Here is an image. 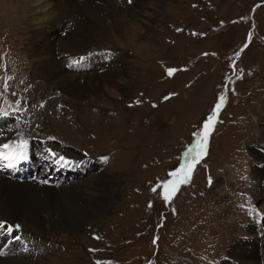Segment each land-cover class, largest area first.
<instances>
[{
  "label": "rangeland",
  "instance_id": "obj_1",
  "mask_svg": "<svg viewBox=\"0 0 264 264\" xmlns=\"http://www.w3.org/2000/svg\"><path fill=\"white\" fill-rule=\"evenodd\" d=\"M31 1L0 0V108L6 119L0 126V144L10 138L17 144L27 141L35 150L62 145L56 149H67L74 160L98 156L105 165L104 185L97 180L101 169L86 178L75 177L73 184L88 201L105 197L106 203L95 213L80 202L93 213L74 231L59 223L62 202L41 211L38 222L0 212V221H13L21 232L19 239L0 236L1 252L21 259L4 260L251 263L247 257L229 256L245 246L256 252L252 263L264 264L259 235H251L254 241L247 245L235 239L248 236L244 229L264 215L259 174L264 162L255 155V150L264 153L258 146L264 134V0H122L116 16L103 13L107 32L97 31L95 42H60L68 53L77 52L74 46L83 54L119 53L109 63L113 55L105 60L85 56L74 64L79 72L90 70L84 63L95 71L77 74L87 76L76 77L79 85L92 86L81 94L63 91L40 69V41L33 33L37 10ZM2 40L15 51L12 62L1 52L6 50H1ZM100 62L109 65L108 80L97 78ZM220 97L223 104L189 180L165 191V182L178 177L170 173L178 169L183 151L200 138ZM185 161L187 168L188 156ZM82 165L79 171L89 163ZM260 225L264 227V217ZM25 243L33 247L25 250Z\"/></svg>",
  "mask_w": 264,
  "mask_h": 264
},
{
  "label": "bare ground",
  "instance_id": "obj_2",
  "mask_svg": "<svg viewBox=\"0 0 264 264\" xmlns=\"http://www.w3.org/2000/svg\"><path fill=\"white\" fill-rule=\"evenodd\" d=\"M25 1H29V0H25ZM134 2L135 1H133L131 5H134ZM32 4L35 11L37 10V13H35V18L33 19V23H35L33 28V33H34V37H37L40 41L39 50H38L39 56L41 57V60L39 62L40 69L43 70L45 74H47V76L50 78L49 79L50 81H52L54 84H57L58 87L63 89V91L69 92L71 94L72 93L81 94L92 88V86L89 83H86V85H79L78 81L76 80V77L78 76L79 78L86 80L85 77L87 76L83 77L84 75L81 74L82 73L86 74L88 72H95V71H92V69H90L86 72H79L78 68L73 67L74 64L81 63L82 58L85 56L100 55L101 56L100 59L103 58L105 60L107 55H109L110 57L113 55V57L107 59L109 63L112 62L116 58L115 56L118 55L119 53L116 54L115 51L113 52V51L92 50L87 54H83L82 52H80L81 49H79L77 46H74L77 52L76 53L70 52L71 53L70 54L63 49L64 46L60 42L66 41L71 44L75 43L74 41L76 40L82 41L84 44L95 42L96 38H98L99 36L97 31L104 32L106 31L105 29L108 26V25L106 26L105 24L103 25L105 20V16L103 15V13L107 11L113 16V14L119 12L120 6L123 7L122 0H33ZM2 38H11V37L2 35ZM1 42L3 43L1 49L4 48L6 45L8 46V43L5 42L4 40H2ZM14 53L15 51L13 49L12 52L7 54V58L11 62L13 60L12 56ZM16 55L18 56L20 54L16 52ZM100 63H102V65L99 68L100 70L97 78L100 80L102 79L108 80V77L111 73L109 72L110 71L109 65H107L105 62H100ZM78 73L81 74L77 75ZM2 121H6V119L0 110V126ZM262 137H263L262 145L258 144V146H262V150L264 151V134H262ZM8 141L9 139L5 138L3 143L0 144V153L7 154L6 151L9 148ZM5 145H7L8 147H5ZM258 146L257 145L255 146L257 150L259 148ZM69 150L77 153L76 149L69 148ZM49 154L50 157L55 156L54 152H49ZM255 155L259 158V160L264 162V153L261 154L260 152L255 150ZM80 159L81 158L77 157L75 160L73 159V161L74 162L81 161ZM84 162L85 164L89 163V165H87L88 166L87 168H90L92 170V160H90L89 162L83 161L82 164ZM78 165L80 164L75 165L76 166L75 168L77 170H73L74 175L73 174L72 175L74 179L71 176H69V179L65 184H61L57 187L59 188L58 190L52 189L51 187H48L42 183H40L42 185L40 186L39 184L31 181L30 182L12 181L4 174L0 173V212L3 211L8 212L9 215H12V217L18 221L24 219V221L35 220L38 222L40 221L41 215L39 213L41 211L43 212L45 209L56 207L54 205L55 201L58 203L62 202V205H60L59 207V214L61 218V221L59 222L60 225L65 230L68 231H74L75 229H79L82 223H84L87 219L90 218V214L102 210V207H104L106 203V202L104 203L106 199L105 197L103 198L101 197L96 201V203H94L91 200L88 201L85 197L81 195V189L77 187L78 185L76 186L75 184H73L77 182V180H75V177L82 176L81 171L84 170L82 169L79 171L78 168L80 167H77ZM93 170H96L97 172L98 166H95ZM259 172L262 182H264V166ZM97 173L100 174L99 178L97 179L98 183L99 185L102 186L104 185V179H105V175L103 174L104 171L101 169ZM87 176H90L89 172L85 175V178ZM36 184L39 185L40 187H43L45 190L41 191L40 189H38V187L34 189V187H36ZM261 192L264 193V183L260 193ZM34 193H36V196L34 195ZM38 194L41 195L40 199L37 197ZM262 199H263L262 197L259 198L260 203H262ZM80 202L82 204H85L87 207H89V209L91 208V211L93 212L91 213L89 209H86L83 206H81ZM226 205L228 206V204ZM262 206H264V204ZM240 212L242 213V210H240ZM7 223L10 225H14L13 221ZM28 230L29 229H27V231ZM244 230H246L245 234H249L248 235L249 237L246 236L243 238L242 236L240 239H238V237H235V239L236 241L244 245H247L248 243L252 244L254 241V238L252 241L251 235L259 232L261 229L259 228V226L255 225L253 227L250 226L246 227ZM4 233H8V232L4 231ZM13 234L18 236L17 230L13 232ZM260 238L257 241L261 243V245H263L264 237H260ZM233 246L238 247L239 245L236 243ZM26 248L27 245H25V250H27ZM239 250H240L239 252L233 251L232 252L233 254L229 256L232 257L233 260L238 259L237 255H240L242 257H247V260H249V262L251 263H246V264H254L252 262L255 261V258L253 256H255L254 253L256 252H254L253 247H251L249 250L245 249V246L239 247ZM0 258H3V260L0 259V264L11 263V260H4V259L21 260L20 258H13L3 254H0ZM23 261L27 262V260H23ZM18 264H24V263L20 262ZM223 264H244V263H240V261L233 263L232 260L229 259V261H223Z\"/></svg>",
  "mask_w": 264,
  "mask_h": 264
},
{
  "label": "snow or ice",
  "instance_id": "obj_3",
  "mask_svg": "<svg viewBox=\"0 0 264 264\" xmlns=\"http://www.w3.org/2000/svg\"><path fill=\"white\" fill-rule=\"evenodd\" d=\"M129 2H131V0H129ZM173 70L172 69H169V74H171ZM7 86L5 85V88ZM220 102H218L214 109H213V112L206 118V120L204 121L203 125H202V130H201V133H200V138L197 139L195 141V145L194 147L192 148H189L188 149V152L185 154L186 156H188V167L186 168L184 165H181L180 168H178L177 170L173 171L172 173H170L171 176H174V177H177V176H181L183 177L182 180H177L175 182L173 181H166L165 184H164V188H165V191H168V186L173 184V183H176V184H179V183H186L189 178H190V174L193 170L192 168V164L195 163V161L201 156L204 154V149L206 147V144H207V137L210 133V129L213 127V120L215 119L216 117V114L218 113L221 105H222V102L224 100V97H220ZM196 134L194 133V136ZM5 147H8L7 145H5ZM192 152H196L197 155L196 157H191L189 154L192 153ZM19 154V153H18ZM0 158H3V159H12L13 157H9V156H6L2 153H0ZM156 188H153V191H155ZM177 190L176 187H173L172 188V192L174 193L175 191ZM166 199H168L169 197H165ZM20 226L19 225H10L8 224L7 222L5 221H0V230H4L6 232H8L9 234H12L13 232H15ZM16 239H19V237H15Z\"/></svg>",
  "mask_w": 264,
  "mask_h": 264
},
{
  "label": "flooded vegetation",
  "instance_id": "obj_4",
  "mask_svg": "<svg viewBox=\"0 0 264 264\" xmlns=\"http://www.w3.org/2000/svg\"><path fill=\"white\" fill-rule=\"evenodd\" d=\"M176 180H177V178L175 179V181H176ZM175 184H176V183H175ZM176 185H177V184H176ZM171 189H172V188H171ZM171 189H170V190H171ZM170 190H169V191H170Z\"/></svg>",
  "mask_w": 264,
  "mask_h": 264
}]
</instances>
